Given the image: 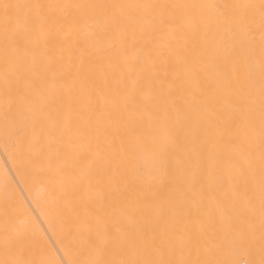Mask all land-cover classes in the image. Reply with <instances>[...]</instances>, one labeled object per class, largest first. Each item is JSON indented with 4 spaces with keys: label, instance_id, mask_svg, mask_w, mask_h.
<instances>
[{
    "label": "bare ground",
    "instance_id": "obj_1",
    "mask_svg": "<svg viewBox=\"0 0 264 264\" xmlns=\"http://www.w3.org/2000/svg\"><path fill=\"white\" fill-rule=\"evenodd\" d=\"M0 264H264V0H0Z\"/></svg>",
    "mask_w": 264,
    "mask_h": 264
}]
</instances>
